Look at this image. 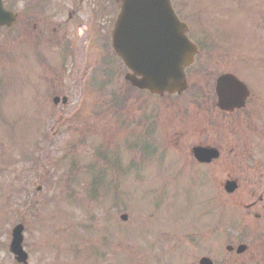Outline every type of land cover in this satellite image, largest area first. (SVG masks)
Instances as JSON below:
<instances>
[{
    "label": "rangeland",
    "instance_id": "1",
    "mask_svg": "<svg viewBox=\"0 0 264 264\" xmlns=\"http://www.w3.org/2000/svg\"><path fill=\"white\" fill-rule=\"evenodd\" d=\"M173 4L203 45L193 86L207 93L206 79L232 72L249 87L240 123L216 121L182 97L135 92L116 59L106 80L97 46L81 43L67 59L57 33L36 46L28 32H0V264H16L8 245L17 223L27 264H198L202 256L220 264L227 217L241 225L264 217V0ZM110 93L129 98V127L119 126ZM197 144L220 157L196 167ZM226 179L238 183L233 194Z\"/></svg>",
    "mask_w": 264,
    "mask_h": 264
},
{
    "label": "water",
    "instance_id": "2",
    "mask_svg": "<svg viewBox=\"0 0 264 264\" xmlns=\"http://www.w3.org/2000/svg\"><path fill=\"white\" fill-rule=\"evenodd\" d=\"M144 20L141 21V19ZM135 19V21H133ZM136 24L130 25L128 23ZM14 23V15L5 12L0 5V25L10 26ZM145 25H144V24ZM150 28L155 34L170 36L167 42L165 57L154 54L147 55L146 50H152L148 46H126L124 41L126 33L132 29L143 32ZM150 31V30H149ZM186 26L180 23L172 12L168 0H124L121 13L113 31V49L132 73L126 74L125 79L138 88L148 89L152 93L180 92L186 87L183 68L191 64L196 48L192 45L184 33ZM140 76V78H136ZM217 105L224 110L240 108L248 95L245 85L231 74L218 77L216 82ZM54 103L58 98L53 99ZM66 99L62 98L65 103ZM193 156L198 162H209L216 158L218 153L215 149L194 147ZM233 182H226L225 189L232 192L235 189ZM126 219L125 215L121 216ZM22 226H16L12 231L10 250L20 262L26 260V254L22 251ZM200 264H212L204 257Z\"/></svg>",
    "mask_w": 264,
    "mask_h": 264
},
{
    "label": "flooded vegetation",
    "instance_id": "3",
    "mask_svg": "<svg viewBox=\"0 0 264 264\" xmlns=\"http://www.w3.org/2000/svg\"><path fill=\"white\" fill-rule=\"evenodd\" d=\"M2 4L15 14V23L10 29L19 34L30 33L33 38L31 42L36 46L44 42L46 32L51 31L58 34L56 43L60 48L68 46L72 52L74 47L82 43V47L90 45L102 48L106 58H112L113 52L109 51L112 47V30L122 0H2ZM2 29L6 28L0 27V31ZM74 32L78 39L71 43L70 38ZM189 100L193 101V97ZM200 102L188 105L195 109L196 104L201 105L196 110L207 116L216 114V121H224V118L230 116H236V122L241 121L239 119L243 114L240 110L227 113L216 107L211 90H207L206 94L202 93ZM254 204L253 202L247 207L252 208ZM248 218L259 221L244 222L243 225L241 221L239 226L232 227L237 226L236 230L227 233L225 252L219 256L220 264H264V221H260L264 217L254 215Z\"/></svg>",
    "mask_w": 264,
    "mask_h": 264
}]
</instances>
